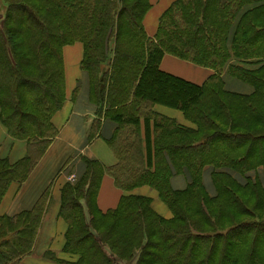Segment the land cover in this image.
I'll return each instance as SVG.
<instances>
[{
  "label": "trees",
  "instance_id": "1",
  "mask_svg": "<svg viewBox=\"0 0 264 264\" xmlns=\"http://www.w3.org/2000/svg\"><path fill=\"white\" fill-rule=\"evenodd\" d=\"M149 6L0 0V122L26 144L18 161L0 159V201L56 135L51 119L65 99L62 49L80 42L96 107L93 133L101 118L114 124L106 141L116 162L83 158L79 179L63 184V251L74 258L45 257L59 264H264V0H174L152 37L143 27ZM164 54L213 73L201 84L186 80L159 67ZM225 70L252 91L226 89ZM155 105L180 110L194 127ZM206 172L213 194L203 184ZM104 174L124 191L107 211L96 205ZM174 174L187 176L184 189L171 188ZM142 185L157 191L169 218L149 197L131 193ZM47 200L46 191L30 211L0 215V264L31 251Z\"/></svg>",
  "mask_w": 264,
  "mask_h": 264
},
{
  "label": "crops",
  "instance_id": "2",
  "mask_svg": "<svg viewBox=\"0 0 264 264\" xmlns=\"http://www.w3.org/2000/svg\"><path fill=\"white\" fill-rule=\"evenodd\" d=\"M173 1L148 0L150 6L143 18V27L147 36L155 35L159 18ZM82 55L83 45L80 42L63 47L65 99L51 119L57 128V133L25 179L20 183H10L0 201V215L14 216L33 209L43 193L46 191L48 193V200L37 228L32 249L16 264H59L45 257V253L48 251L53 252L56 257L61 259L74 258L63 251L67 224L58 215L61 187L68 182V176L75 177L83 173L85 169L83 158L97 159L107 166L116 162V157L106 141L113 132L114 124L108 119L101 118L99 133H93L92 127L97 114L95 104L89 99L88 74L80 66ZM159 67L197 84L203 83L213 73L210 68L195 65L171 54H164ZM222 78L224 86L228 90L241 93L252 91L250 84L231 76L227 70L223 72ZM154 108L158 112L174 118L177 122L187 125L188 120L180 110L164 105H155ZM190 124L187 126L194 127L193 123L190 122ZM91 131L92 137H89ZM141 131L145 148L143 124ZM25 153V142L10 137L0 122V159H7L9 163H14L21 159ZM260 176L264 179V167ZM169 182L172 189L182 190L187 186L188 178L184 174H174ZM203 184L209 193L213 192H211L213 190L211 176L207 172L203 175ZM123 193L124 191L115 185L113 177L104 174L96 196L98 209L107 211L115 208ZM131 193L149 197L151 207L155 212L164 218L170 217L168 206L165 204L167 209L159 203V196L155 189L142 185L131 190Z\"/></svg>",
  "mask_w": 264,
  "mask_h": 264
},
{
  "label": "rangeland",
  "instance_id": "3",
  "mask_svg": "<svg viewBox=\"0 0 264 264\" xmlns=\"http://www.w3.org/2000/svg\"><path fill=\"white\" fill-rule=\"evenodd\" d=\"M68 63H70L69 60H68ZM103 106H104V105H102L101 108H103ZM175 110H176V109H175ZM177 110H178V109H177ZM178 111H179V110H178ZM186 121H187V120H186ZM187 125H191L189 121H187ZM1 168L5 169L6 166H4V165L2 164V165H1ZM80 175H81V174H80ZM80 175H79V176H75V177H74L73 175H70V176L73 177L72 179H69L70 176H68V182H69V183H75V182L79 179ZM212 191H213V190H211V192H212ZM208 194H213V193H208ZM158 201H159V203H161L164 207L167 208V206L165 205V203L162 202L159 198H158ZM167 209H168V208H167ZM168 211H169V216H171L170 210H168ZM241 218H243V216H242V217H239L238 220H240ZM8 264H15L14 256H11V258H10V262H9Z\"/></svg>",
  "mask_w": 264,
  "mask_h": 264
},
{
  "label": "built area",
  "instance_id": "4",
  "mask_svg": "<svg viewBox=\"0 0 264 264\" xmlns=\"http://www.w3.org/2000/svg\"><path fill=\"white\" fill-rule=\"evenodd\" d=\"M72 178H73L72 176L69 177V179H72Z\"/></svg>",
  "mask_w": 264,
  "mask_h": 264
}]
</instances>
